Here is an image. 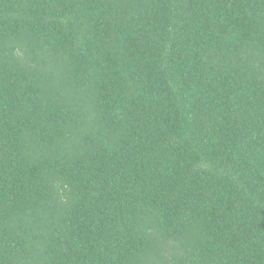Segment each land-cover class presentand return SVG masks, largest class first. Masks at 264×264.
<instances>
[{
  "label": "trees",
  "instance_id": "obj_1",
  "mask_svg": "<svg viewBox=\"0 0 264 264\" xmlns=\"http://www.w3.org/2000/svg\"><path fill=\"white\" fill-rule=\"evenodd\" d=\"M0 264H264V0H0Z\"/></svg>",
  "mask_w": 264,
  "mask_h": 264
}]
</instances>
